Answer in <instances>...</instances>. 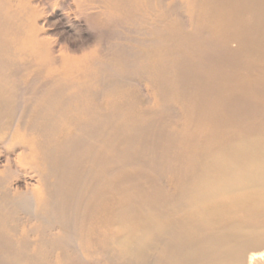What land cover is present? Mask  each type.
Here are the masks:
<instances>
[{
  "label": "bare ground",
  "instance_id": "6f19581e",
  "mask_svg": "<svg viewBox=\"0 0 264 264\" xmlns=\"http://www.w3.org/2000/svg\"><path fill=\"white\" fill-rule=\"evenodd\" d=\"M203 2L202 24L230 61L208 70L196 93L202 116L177 137L130 128L110 135L107 108L76 104L79 94L65 92L52 74L57 86L19 110L8 57L14 14L0 0V144L13 136L17 114L16 125L36 134L46 169L67 193L79 188L88 163L92 173L81 215L72 217L63 203L50 207L37 187L20 228L16 214L27 204L0 184L4 264H264V0ZM176 139L181 153L169 171L146 160ZM166 172L170 191L159 184ZM70 229L83 259L71 256Z\"/></svg>",
  "mask_w": 264,
  "mask_h": 264
},
{
  "label": "rangeland",
  "instance_id": "374dc122",
  "mask_svg": "<svg viewBox=\"0 0 264 264\" xmlns=\"http://www.w3.org/2000/svg\"><path fill=\"white\" fill-rule=\"evenodd\" d=\"M6 1L15 21V33L10 34L15 44L8 57L16 63L13 78L18 81V109L30 106L33 95L55 88L49 75H56L65 92L79 94L76 104L107 108L110 135L130 128L133 133L172 131V135L181 136L189 124L202 116L195 102L196 93L204 86L208 70L230 61L227 48L211 39L202 24L203 0ZM15 116L13 136L6 134L7 141L0 144V184L15 195L16 204H27L26 210L16 214L18 227L30 219L38 200L32 189L37 187L50 207L63 203L72 217L80 214L85 207V192L92 188L89 163L83 167L79 188L67 193L58 175L56 178L46 169L36 134L21 131L16 125L19 117ZM96 122L95 118L94 125ZM224 132V137L229 136ZM153 152L156 153L149 151ZM180 153L176 139L166 152L154 154L157 158L144 156L148 161L155 159L158 169L165 170ZM27 162L34 163L37 169L25 168ZM169 176L170 172H166L159 180L168 191L173 188ZM70 234L72 246L77 249L71 256L83 259L73 229ZM6 251L0 247V264H4L2 255ZM54 255L55 252L53 258Z\"/></svg>",
  "mask_w": 264,
  "mask_h": 264
}]
</instances>
